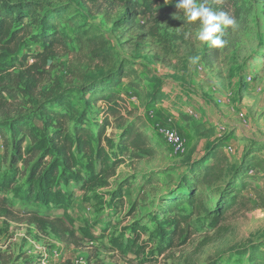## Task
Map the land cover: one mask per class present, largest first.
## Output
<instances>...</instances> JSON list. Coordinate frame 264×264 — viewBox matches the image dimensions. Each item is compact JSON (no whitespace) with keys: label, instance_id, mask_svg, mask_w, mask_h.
<instances>
[{"label":"rangeland","instance_id":"rangeland-1","mask_svg":"<svg viewBox=\"0 0 264 264\" xmlns=\"http://www.w3.org/2000/svg\"><path fill=\"white\" fill-rule=\"evenodd\" d=\"M38 1H71L82 7L77 0ZM148 1L139 0L145 13L133 27L114 25L121 11L118 0L85 1L83 9H90L91 23L101 28L107 47L118 55L112 64L89 59L85 49L70 47L69 41L68 47H56L47 64L37 66L38 71L30 65L42 46L29 37L14 54L0 51V61L7 68L0 70V128L9 141L8 154L12 151L8 124L24 118L35 128L37 139L45 140L39 152L44 162L61 159L49 139L53 123L39 116L37 108L56 89L67 92L71 106L50 109L68 111L70 130L78 116H83V127L94 136L106 118L109 122L99 147L95 138L87 152L72 144L73 165L62 174L60 164L50 185V190L59 186L62 199L58 203L27 201L28 186L39 187L37 180L29 179L36 160L26 154L30 139H23L22 158L14 163L0 136V182L13 181L10 187H0L12 212L0 213V264H249L255 250L264 248V203L250 188L244 191L248 201L242 211L216 228L204 230L197 224L195 234L184 233L160 252L158 243L150 240L158 236L153 215L160 198L185 172L183 163L217 143L234 161L249 147L264 157V0H205L213 10L224 11L236 21L235 26L225 27L222 38L227 43L217 50L198 40L200 22L188 21L176 7L178 0H169L163 7L155 4L152 12L146 9ZM61 28L70 38L74 36L68 23ZM119 61L133 68V73L118 87L115 108L123 118L114 121L103 101H87L75 90L100 79ZM150 76L156 80L149 82ZM157 85L162 95L152 99ZM138 118L143 122L138 126L158 148L154 158L135 160L130 150L118 148L123 128ZM166 129L182 137L181 150L167 144ZM91 170L96 177L83 187L81 179L89 178ZM248 172L257 176L250 182L264 193L261 173L254 167ZM151 173L157 174L158 181L147 182ZM60 175L68 177V182ZM75 175L80 178L71 179ZM30 210L61 218L73 235L64 241L49 226L38 229L22 214ZM163 228L171 227L165 223ZM129 244L136 250H127Z\"/></svg>","mask_w":264,"mask_h":264},{"label":"trees","instance_id":"trees-1","mask_svg":"<svg viewBox=\"0 0 264 264\" xmlns=\"http://www.w3.org/2000/svg\"><path fill=\"white\" fill-rule=\"evenodd\" d=\"M85 1L77 0V3L82 6L79 8L71 1L56 4L38 0H0V51H11V54H14L21 41L29 37L30 42L42 46L41 51L32 55L34 63L30 65L38 71L37 66L47 64L56 47H68L66 41H69L70 47L77 45L80 51L85 49L87 57L91 60L106 65L114 63L118 55L107 47L101 28L97 24L91 23L88 18L90 9L84 8L88 11L83 9ZM118 1L121 2V11L114 20V25L133 27L136 25L137 17L145 13V10H141L140 4L143 0L141 2L139 0ZM165 2L167 0H149L146 9L152 12L155 4L163 7ZM62 23H68L73 27L74 36L70 38V35L64 32V29L61 28ZM215 49L219 48L215 47ZM27 59L28 57L25 58L26 61ZM9 64L13 65L14 63L10 61ZM3 65L4 60H1L0 70L7 69ZM109 70L100 79L84 83L75 91L87 96V101H103L108 106L106 113L113 116L114 121H118L123 116L118 114V110L115 108L118 102L117 90L122 80L133 73V68L127 66L125 62L119 61L115 67L113 66ZM148 80L152 82L156 78L150 76ZM131 83L133 82H129L130 85H132ZM161 91V86H155L152 99L161 96ZM66 94V91L62 92L56 89L46 95L37 107L39 116L45 115L53 123L49 139L53 149L61 155V159L53 158L52 162L47 164L44 162L43 156L39 152L45 146V140L37 139L35 128L28 124L24 118L12 119L8 124L11 127L10 161L16 163L22 158L21 144L25 137H28L31 143L26 154L31 153L30 159L36 157L29 179L37 180L39 187L35 190L33 185L28 186L27 201L29 199L43 203H47L48 200L53 203L61 201L62 194L59 193V186L56 184L55 190H50V185L58 174L60 164L64 167L62 174L73 165L72 144L75 143L78 149L87 152L91 146V139L95 138L99 147L102 132L109 124L106 118L104 123L98 126L94 136L87 128L83 127V116H78L77 122L70 130L68 111L50 109V107L61 105H66V108L69 109L71 105L66 99ZM139 123L143 122L138 118L135 123L131 122L123 128L118 140V148L130 150L131 156L135 160L154 158L158 148L151 144L149 135L140 129ZM19 135L21 136L19 137ZM0 136H2V143L5 144V151L8 154L9 141L1 128ZM49 153H51L50 150ZM181 167H184L185 172L180 175L173 188H169L167 195L160 198L157 212L153 215V219L156 221L154 234L158 236L150 237V240L158 243L159 252L172 247L176 239L184 233L186 236L195 234L197 224H200L204 230H210V227L211 229L216 228L231 215L238 214L248 201L244 195V191L248 188L252 190L260 203H264L262 188L256 187L253 182H250V179H256L257 176L248 174L249 168L254 167L264 177V157L257 155L252 147L247 148L241 158L234 161L217 143L210 146L197 158L183 163ZM75 177L80 178L79 175H75L71 179ZM95 177L96 174L91 170L89 178L81 179L83 187ZM150 178L158 181V176L155 173L149 174L147 182L150 181ZM166 178L171 180L172 176L166 174ZM61 179L65 183L69 180L68 177ZM12 182L11 178H7L0 182V187L4 188L5 184L6 187H10ZM9 207L7 198L0 195V213L11 215ZM22 214L28 215L29 221L34 223L38 229L49 226L64 241H68V237L73 235L71 229L65 225L61 218H48V214L41 215L32 210ZM193 217L194 219H192ZM165 223L170 224L171 228L164 229L163 224ZM126 249L136 250L132 244H129ZM249 264H264V248L258 247L255 250Z\"/></svg>","mask_w":264,"mask_h":264},{"label":"clouds","instance_id":"clouds-1","mask_svg":"<svg viewBox=\"0 0 264 264\" xmlns=\"http://www.w3.org/2000/svg\"><path fill=\"white\" fill-rule=\"evenodd\" d=\"M169 0H167V3ZM176 7L182 10L190 22L199 21L198 40L209 43L212 47H223L227 43L223 33L226 26H235L236 21L224 11H215L205 0H178Z\"/></svg>","mask_w":264,"mask_h":264},{"label":"built area","instance_id":"built-area-1","mask_svg":"<svg viewBox=\"0 0 264 264\" xmlns=\"http://www.w3.org/2000/svg\"><path fill=\"white\" fill-rule=\"evenodd\" d=\"M164 137L169 146H171L175 150H181L183 146L182 137L173 130L166 129L164 130Z\"/></svg>","mask_w":264,"mask_h":264}]
</instances>
